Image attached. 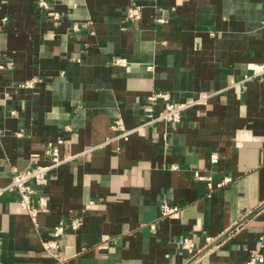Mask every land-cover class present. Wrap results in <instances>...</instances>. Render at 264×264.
Wrapping results in <instances>:
<instances>
[{"label": "crops", "instance_id": "crops-1", "mask_svg": "<svg viewBox=\"0 0 264 264\" xmlns=\"http://www.w3.org/2000/svg\"><path fill=\"white\" fill-rule=\"evenodd\" d=\"M37 1L0 0V186L47 164L59 138L73 158L34 185L35 206L47 201L36 226L15 194L0 199V264H246L264 236V82L238 83L264 63V0H48L55 21ZM134 4L138 21L125 18ZM153 92L214 95L180 125L117 139V117L132 130L163 110ZM194 172L232 181L209 194ZM162 203L179 217L162 219ZM75 217L80 229L46 251Z\"/></svg>", "mask_w": 264, "mask_h": 264}, {"label": "built area", "instance_id": "built-area-1", "mask_svg": "<svg viewBox=\"0 0 264 264\" xmlns=\"http://www.w3.org/2000/svg\"><path fill=\"white\" fill-rule=\"evenodd\" d=\"M38 8L44 12L48 19L58 20L61 15L59 12L53 10L51 3L48 0H38ZM143 6L139 4L130 5L125 10V18L128 20L138 21L142 18ZM7 19L4 18L3 22ZM158 22H165L164 19H158ZM74 30L79 29V25L75 24L73 26ZM115 65H127L125 59L116 58L114 59ZM5 68L2 61V52L0 50V69ZM248 73L244 75L243 79L238 83V85H245L247 82L252 80H259L264 82V63H253L248 65ZM35 80L27 81L20 84L21 88L33 87ZM214 95L212 93H202L194 99L187 101H174L169 93L166 92H153L148 97V102L150 106H155L159 102L163 103V110L158 113H153L150 111L147 115V120L143 125L137 127V129L128 130L125 128L124 121L121 117H117L111 125V129L116 131L118 135L117 139H123L128 141L131 134L138 131L145 126H154L156 124H166V125H180L183 122L184 114L191 108L196 106H206L208 104L209 98ZM22 136V134H18ZM1 137V131H0ZM64 143L62 138H59L55 142H49L48 144V157L49 161L45 165H36L33 168L27 169L25 171H15L11 182L8 185L0 186V199L15 194L17 196V204L22 212L29 216L32 223L36 226L38 223V214L40 212L46 211V199H39V207L34 204L35 199V189L34 185L44 183L48 177L52 174L56 168L62 166L63 164L71 161L73 157L62 155L61 147ZM220 155L218 152H214L210 156L212 164H217ZM171 170L177 171L180 169L178 165H172ZM194 177L196 181L204 182L207 185L208 193L211 194L218 188L226 186L232 181L231 177H225L220 181H215L212 176H203L198 172H194ZM89 203L86 207H90ZM180 207L171 206L167 203H162L160 205V217L164 218H178L180 215ZM83 222L79 217L72 218L70 221H60V223L53 229V239L44 243V248L48 252H54L60 248V240L67 232H76L80 229ZM214 239L212 237H207L205 239L206 244H210ZM181 248L187 251L189 255L195 256L196 249L195 242L190 237H185L181 242ZM264 248V236L260 238V244L257 249L251 251L250 258L246 264H259L262 256V249Z\"/></svg>", "mask_w": 264, "mask_h": 264}, {"label": "water", "instance_id": "water-1", "mask_svg": "<svg viewBox=\"0 0 264 264\" xmlns=\"http://www.w3.org/2000/svg\"><path fill=\"white\" fill-rule=\"evenodd\" d=\"M208 249H206L205 251H207Z\"/></svg>", "mask_w": 264, "mask_h": 264}]
</instances>
